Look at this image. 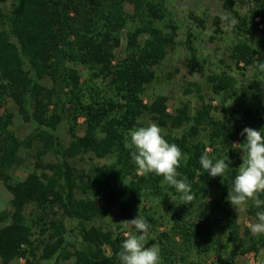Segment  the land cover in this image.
I'll list each match as a JSON object with an SVG mask.
<instances>
[{"label":"trees","instance_id":"obj_1","mask_svg":"<svg viewBox=\"0 0 264 264\" xmlns=\"http://www.w3.org/2000/svg\"><path fill=\"white\" fill-rule=\"evenodd\" d=\"M251 1L247 15L236 14L242 38L231 51L235 65L244 69L257 68L256 59L264 62V0ZM233 3L225 0L230 9ZM164 11L155 0H16L6 27L0 9V181L13 194L11 209L0 213L3 263L34 253L35 247L43 259L58 255L60 260L61 255L74 258L72 264H120L122 240L137 234L124 222L140 214L152 226L147 246H159L160 264H240L238 259L248 253L254 260L247 264H264L258 258L264 253V235L253 236L247 226L242 230L238 212L226 199L243 162V150L234 144L246 140V134L240 135L245 127L264 129V73L257 68L248 90L227 72L210 74L214 93L241 90L229 114L221 116L213 114L214 100H206L198 83L188 87L200 97L195 107L182 101L170 112L164 95L145 102V86L155 79L154 67L164 61L174 38L155 23ZM219 19L214 20L216 34L222 32ZM123 31L126 53L114 64ZM195 58L189 61L190 73L205 75ZM76 65L110 77L106 96L82 80ZM10 99L33 126L25 138L13 128ZM80 116L85 117L83 135L76 131ZM145 116L181 149L178 179L187 177L192 204L181 203V194L162 185V176L138 174L124 140L129 130L149 125ZM64 119L71 124L65 145L54 133ZM24 149L32 155L33 170L15 180L12 170L24 160ZM205 152L213 162L227 160L224 177L203 170L199 158ZM87 154L114 159L79 167L76 161ZM55 206L75 222V241L67 240L64 219L50 216ZM113 206H118L121 224L103 226ZM31 208L39 212L32 219ZM259 210L251 202L245 208L254 222Z\"/></svg>","mask_w":264,"mask_h":264},{"label":"rangeland","instance_id":"obj_2","mask_svg":"<svg viewBox=\"0 0 264 264\" xmlns=\"http://www.w3.org/2000/svg\"><path fill=\"white\" fill-rule=\"evenodd\" d=\"M16 0H7L0 2V9L4 13L6 27L9 26L8 21L11 17V10L13 2ZM164 7L163 18L158 19L155 23L162 27L166 32H171L173 38L172 44L167 48V54L164 61L154 67L155 79L145 86V92L143 94L144 101L150 102L155 99L158 95H164L167 97L168 110L172 112L175 107L179 106L182 101H188L193 107L199 104L200 97L197 92L188 91V87L192 84L198 83L201 88V93L205 96L206 100L213 99V104L216 106L213 114L215 116H221L224 113L231 111L235 104L236 98H240L241 90L237 93H214L211 86V81L208 80V76L212 73L227 72L233 79L236 80L237 85L245 86L246 90L249 88V82L254 77L256 72L259 73L254 64H251L247 69L237 67L231 57L232 47L241 38V31L237 29L236 25L239 24V18L236 14L245 16L249 12V8L253 2L251 0H234L231 9L225 5V0H155ZM126 9L130 13L134 11L132 4L127 3ZM237 12V13H236ZM219 17L221 23L222 32L215 33L216 25L214 20ZM225 16L228 21L231 19L236 20V25L229 28L228 22H222L221 17ZM259 18H257L258 20ZM201 20V21H200ZM170 25V26H169ZM173 25L174 28L171 26ZM2 25H0L1 27ZM252 28V27H251ZM253 30V29H252ZM246 35V34H245ZM214 36V38H212ZM256 36H260V31L257 29ZM127 46L126 31L122 32L120 46L117 48L116 61L120 60L125 56ZM195 54V60L202 63L205 68V75L201 73L191 74L189 71V61ZM255 58H258L256 55ZM256 59V64H257ZM244 62L240 63L239 66H243ZM76 67L82 72V80L89 83L91 86H96L101 90V95L106 96V89L110 87V77H104L103 75L95 76L92 69H85L82 65H76ZM264 79V75L260 74ZM112 90L109 93L112 94ZM8 108L14 112V125L13 128L16 130L21 138H25L32 130V125L25 123L21 115L17 111L15 103L10 99ZM262 108V107H261ZM2 108H0V113ZM264 112V110H263ZM146 124L155 123L153 118L145 116L143 118ZM85 124V117L80 116L77 121L76 131L79 135H83ZM70 120L64 119L61 121L54 131V133L62 140L63 144H67L71 139L70 133ZM161 128V127H160ZM162 129V133H165V129ZM235 144H239L236 142ZM24 160L20 165L12 170V175L15 180L24 179L27 174L33 170L32 155L26 149L23 150ZM53 160L57 159L56 156L52 155ZM113 157L109 158H95L90 154L85 157L78 158L76 163L81 168H88L91 165H101L103 163L112 162ZM13 194L7 188L5 183L0 181V213L11 209V200ZM32 214L30 219L34 218L39 214L36 208L29 209ZM28 210V212H29ZM50 216L54 218L61 217L67 224L68 232L66 233L67 240L73 242L78 239V233L72 229V225L75 224L69 217H62V210L59 206L49 209ZM118 206H113L108 216L103 220V226H118L121 224L119 218ZM238 220L242 227V230L249 224L254 223L251 220L245 210L238 213ZM125 228L131 229V225H125ZM37 237V235H36ZM35 238V237H34ZM38 238L40 236L38 235ZM37 239H34V243L37 244ZM34 253H28L25 256H20L9 262L8 264H72L74 258L65 259L59 255L60 260H57V256L52 259H43L40 254L41 250L33 247ZM61 256V257H60ZM259 260L264 258L262 252ZM254 260L253 253H248L238 259L240 264H247ZM0 264L3 263L0 256ZM216 264H226L219 260Z\"/></svg>","mask_w":264,"mask_h":264},{"label":"clouds","instance_id":"obj_3","mask_svg":"<svg viewBox=\"0 0 264 264\" xmlns=\"http://www.w3.org/2000/svg\"><path fill=\"white\" fill-rule=\"evenodd\" d=\"M227 21L228 27H234L236 20ZM257 68L264 73V62L258 61ZM264 82V80H261ZM246 134V140L234 144V148L242 149V163L238 167L232 186L229 188L227 201L240 214L251 202L252 206L261 209L256 212V222L249 223L251 234L255 237L264 235V129L257 130L245 127L240 133ZM125 147L130 150L131 160L137 167L138 174L154 173L162 176V185L167 184L180 193V201L192 204L194 196L187 177L178 179L177 169L184 158L181 149L175 143L165 139L162 129L155 123L147 126L134 127L125 134ZM224 158L215 162L207 152L199 158L200 165L211 177L222 176L229 168ZM125 225H131L137 234L127 235L121 242L118 253L120 264H160V248L158 245L147 246L150 238V223L140 214L131 220H125Z\"/></svg>","mask_w":264,"mask_h":264}]
</instances>
